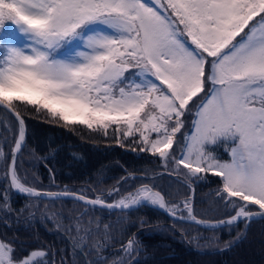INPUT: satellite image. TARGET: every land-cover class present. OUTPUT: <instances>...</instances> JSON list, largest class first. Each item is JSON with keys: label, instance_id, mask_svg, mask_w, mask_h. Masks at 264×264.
Here are the masks:
<instances>
[{"label": "rangeland", "instance_id": "obj_1", "mask_svg": "<svg viewBox=\"0 0 264 264\" xmlns=\"http://www.w3.org/2000/svg\"><path fill=\"white\" fill-rule=\"evenodd\" d=\"M227 28L238 37H225ZM8 31L16 33L3 47L2 101L40 97L51 116L77 114L103 127L105 114L127 112L140 118L145 137L155 132L153 145L170 160L175 126L186 141L175 169L212 167L226 199L232 190L256 196L233 215L264 208V0H0L1 48ZM51 49L61 51L53 57ZM194 96L203 100L192 115L189 105L183 129L170 116ZM146 102L156 106L135 114ZM218 136L228 141L220 157L205 145ZM39 254L12 262L0 245V264H26Z\"/></svg>", "mask_w": 264, "mask_h": 264}, {"label": "trees", "instance_id": "obj_2", "mask_svg": "<svg viewBox=\"0 0 264 264\" xmlns=\"http://www.w3.org/2000/svg\"><path fill=\"white\" fill-rule=\"evenodd\" d=\"M75 27L79 30L80 26L75 23ZM225 31V37H238L229 28ZM4 50L0 43V67ZM130 57H122L128 66ZM118 58L114 55L116 62ZM133 62L138 63V58ZM16 98L19 100L7 104L23 118L26 138L13 172L27 189L75 191L107 202L137 199L142 190L155 189L163 193L169 210L180 215L189 213L193 198L194 215L207 220L233 215L244 201L250 204L251 194L241 191L232 190L234 196L226 199L228 188L212 167L201 165L202 169L190 172L177 162L180 165L175 169V154L178 160L186 142L181 131L175 133V126L168 148L174 160H170L162 155V148L153 145L155 132L145 137L140 118H126L127 112L105 114L108 124L103 127L98 122L76 120L77 114L66 120L51 116L42 108L40 97L34 103ZM201 100L196 96L186 100L183 112L172 113L170 119L177 118L175 124L180 120L185 129L189 105L192 115ZM155 106L146 102L135 114ZM18 134L15 119L0 108V245L10 261L20 262L39 251L26 264H264V216L250 219L248 224L241 220L232 225L200 226L172 219L154 204L106 210L68 198L44 199L13 192L7 166ZM205 145L220 157L226 154L228 141L218 136Z\"/></svg>", "mask_w": 264, "mask_h": 264}, {"label": "water", "instance_id": "obj_3", "mask_svg": "<svg viewBox=\"0 0 264 264\" xmlns=\"http://www.w3.org/2000/svg\"><path fill=\"white\" fill-rule=\"evenodd\" d=\"M0 108L5 109L17 122L19 134L15 146L11 150L10 158L7 166V176L10 188L13 192L26 196V197H37V198H54V197H61V198H68L73 199L76 201L90 203L93 205H97L106 210H129L136 208L140 205H150V199L153 196L159 197L160 201L159 204H155L154 206L161 212L165 213L172 219L180 220L188 223H194L200 226H224V225H232L241 220H245L248 224L250 219L264 216V208H260L259 211L255 212H246L239 215H232L222 219L216 220H207L201 219L196 217L193 214V200L191 198L190 209L188 215H179L176 214L168 209L165 202V197L162 192L155 190V189H148L144 193H142L137 199L131 202H124L119 200L117 202H107L102 200L99 197H88L83 194L74 192V191H46V190H38V189H27L23 185H21L15 178L13 168L15 164V159L19 151L22 149L25 138H26V127L23 118L7 103L0 99Z\"/></svg>", "mask_w": 264, "mask_h": 264}]
</instances>
